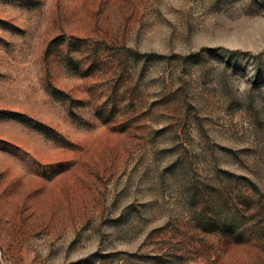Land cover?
<instances>
[{"label": "rangeland", "instance_id": "obj_1", "mask_svg": "<svg viewBox=\"0 0 264 264\" xmlns=\"http://www.w3.org/2000/svg\"><path fill=\"white\" fill-rule=\"evenodd\" d=\"M0 264H264V0H0Z\"/></svg>", "mask_w": 264, "mask_h": 264}]
</instances>
